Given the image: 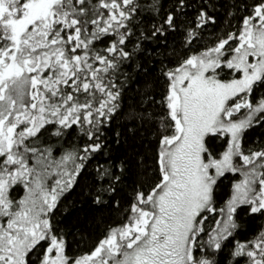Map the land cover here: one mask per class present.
Here are the masks:
<instances>
[{
    "label": "snow or ice",
    "instance_id": "1",
    "mask_svg": "<svg viewBox=\"0 0 264 264\" xmlns=\"http://www.w3.org/2000/svg\"><path fill=\"white\" fill-rule=\"evenodd\" d=\"M0 264H264V0H0Z\"/></svg>",
    "mask_w": 264,
    "mask_h": 264
}]
</instances>
